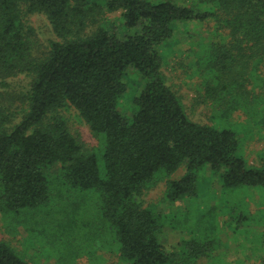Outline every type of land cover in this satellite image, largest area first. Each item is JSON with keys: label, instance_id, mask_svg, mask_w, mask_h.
I'll list each match as a JSON object with an SVG mask.
<instances>
[{"label": "trees", "instance_id": "obj_1", "mask_svg": "<svg viewBox=\"0 0 264 264\" xmlns=\"http://www.w3.org/2000/svg\"><path fill=\"white\" fill-rule=\"evenodd\" d=\"M34 13L55 34L47 45L29 24ZM185 24L200 28L185 30L187 53L211 119H234L264 140V0H0L3 214L26 225L20 216L66 205L78 221L90 193L117 264H199L224 251L236 253L225 264L254 258L230 248L218 218L235 210L217 213L211 190L264 188V162L248 163L238 131L193 121L168 85L164 60ZM21 75V91L4 90ZM70 109L97 147L70 130L62 114ZM159 184L164 198L146 202ZM179 201L188 202L181 212L160 206ZM0 264L31 263L0 240Z\"/></svg>", "mask_w": 264, "mask_h": 264}, {"label": "rangeland", "instance_id": "obj_2", "mask_svg": "<svg viewBox=\"0 0 264 264\" xmlns=\"http://www.w3.org/2000/svg\"><path fill=\"white\" fill-rule=\"evenodd\" d=\"M116 16V13L109 14L110 19ZM28 21L34 28L41 44L47 45L56 38L44 14H31ZM199 29V26L185 24L183 29L178 32L181 43L174 45L173 51H168L162 68L166 81L180 97L188 116L193 121L238 131L242 144L241 153L248 163L261 167L262 162H264V140L259 138L260 135L254 131L251 134L253 127L249 132L245 124L235 123L234 119L231 120V118L217 117V119H211L210 103L202 101L201 96H199L197 78L192 73L195 60L187 53L189 44L186 42L188 36L185 32V30H190L193 33ZM129 74L131 77L133 76V72L130 71ZM9 81L11 86L4 90L14 88L16 92H19L21 86L26 84L27 78L21 75ZM0 89L2 88L0 87ZM123 104L125 109L129 108V99L124 100ZM62 114L67 118L70 130L80 138L82 143L89 148L97 147L98 141L88 125L77 116L75 111L65 110ZM181 173L182 170L177 171L170 179H176ZM163 190L164 186L159 184L145 194V201L159 203L164 198ZM234 192L231 189L221 192L220 188L218 189L215 185L214 189L211 190V202L218 205L220 211L217 208V213L222 212L221 209L224 204L234 208L235 214L232 216L222 214L218 218L220 226L225 227V230H230V248L237 244L242 247L240 250L242 256L246 257V255L252 254L254 257L247 264H261L257 261L254 262V260L261 261V258L264 257V188L242 187L234 190ZM86 195L82 201L84 214L78 216V221H76V216H66V205H54L50 210L45 209L49 214L48 216H45L47 215L45 213H43L44 216H40L42 214L31 211L28 216H20L24 222H27L26 225L18 223L14 216L5 215L0 211V240L8 243L31 264H117L116 254L112 253V250L116 248L112 241V235L108 230H105L104 235L100 233L102 223L99 216H96V196L90 193H86ZM214 195L215 197H213ZM192 204L198 208L196 203ZM240 204L242 206H239ZM187 205L188 202L185 201L173 204L160 203L161 208L171 213L181 212ZM223 211L228 212V209L224 208ZM240 213L246 215L242 221L239 220ZM36 214L38 215L34 216ZM82 222L88 224V229L80 230L79 227ZM102 244L107 246L109 251L103 257ZM225 252L213 256L214 258L207 262L201 260L199 264H225L224 256L236 255L230 251L226 254Z\"/></svg>", "mask_w": 264, "mask_h": 264}]
</instances>
